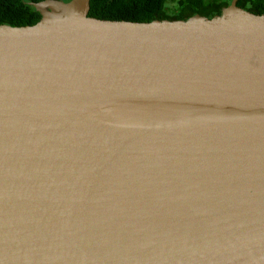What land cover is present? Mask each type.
Masks as SVG:
<instances>
[{"label": "water", "instance_id": "obj_1", "mask_svg": "<svg viewBox=\"0 0 264 264\" xmlns=\"http://www.w3.org/2000/svg\"><path fill=\"white\" fill-rule=\"evenodd\" d=\"M0 25V264H264V14Z\"/></svg>", "mask_w": 264, "mask_h": 264}, {"label": "trees", "instance_id": "obj_2", "mask_svg": "<svg viewBox=\"0 0 264 264\" xmlns=\"http://www.w3.org/2000/svg\"><path fill=\"white\" fill-rule=\"evenodd\" d=\"M43 0H0V25L30 26L40 14L27 2ZM69 1V0H62ZM231 0H90L88 16L105 20L150 22L185 20L193 15L211 18ZM236 5L254 14H264V0H237Z\"/></svg>", "mask_w": 264, "mask_h": 264}, {"label": "flooded vegetation", "instance_id": "obj_3", "mask_svg": "<svg viewBox=\"0 0 264 264\" xmlns=\"http://www.w3.org/2000/svg\"><path fill=\"white\" fill-rule=\"evenodd\" d=\"M232 1V0H231ZM231 3V2H230ZM237 3V2H236ZM222 10V9H221Z\"/></svg>", "mask_w": 264, "mask_h": 264}]
</instances>
